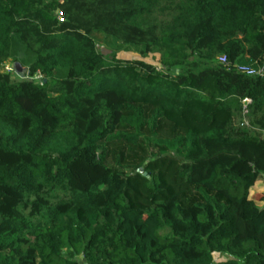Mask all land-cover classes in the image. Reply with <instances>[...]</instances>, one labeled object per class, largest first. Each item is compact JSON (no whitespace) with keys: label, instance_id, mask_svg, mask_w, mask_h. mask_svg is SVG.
Wrapping results in <instances>:
<instances>
[{"label":"trees","instance_id":"obj_1","mask_svg":"<svg viewBox=\"0 0 264 264\" xmlns=\"http://www.w3.org/2000/svg\"><path fill=\"white\" fill-rule=\"evenodd\" d=\"M242 58L264 61V0H0V264H264V75Z\"/></svg>","mask_w":264,"mask_h":264},{"label":"rangeland","instance_id":"obj_2","mask_svg":"<svg viewBox=\"0 0 264 264\" xmlns=\"http://www.w3.org/2000/svg\"><path fill=\"white\" fill-rule=\"evenodd\" d=\"M165 6L159 5L154 13V16L160 15L163 16L162 13H166L167 10L164 9ZM95 42L97 49L104 56H116L121 59H129V60H141L147 63L154 65L157 69H162L161 64H159V55L157 53H149L146 56H142L139 50L132 46H118L115 42H113L110 38H105L102 35H95ZM21 56H19V60H21ZM218 60L222 62L219 58ZM6 65L11 69V77L14 79H31L29 76V72L27 67L22 65L19 61L6 62ZM237 66H251L245 58H242L238 61ZM4 70V69H3ZM177 68L173 69V72H176ZM36 80L37 78H32ZM42 79V78H41ZM38 78V80H41ZM251 196L256 200V204L258 206H263L264 204V180H258L255 182L253 187L250 190ZM237 226L240 232L245 235L248 232V226L243 221H237ZM79 264H85L82 257L75 258Z\"/></svg>","mask_w":264,"mask_h":264},{"label":"built area","instance_id":"obj_3","mask_svg":"<svg viewBox=\"0 0 264 264\" xmlns=\"http://www.w3.org/2000/svg\"><path fill=\"white\" fill-rule=\"evenodd\" d=\"M57 18L60 21L63 19V16H62L61 12L57 13ZM218 58L222 61V63L226 62V58L224 56H219ZM3 69L6 72H11V69L9 68V66L6 65V63L3 65ZM238 69L240 71H242V72H245L248 75H264V61H263V63L260 66H257V67L238 66ZM33 77L37 78L36 80H38V78L39 79L42 78L41 74L38 73V72L34 76H32L30 78L32 79Z\"/></svg>","mask_w":264,"mask_h":264},{"label":"crops","instance_id":"obj_4","mask_svg":"<svg viewBox=\"0 0 264 264\" xmlns=\"http://www.w3.org/2000/svg\"><path fill=\"white\" fill-rule=\"evenodd\" d=\"M257 33L255 30H249L248 32H246V36L249 38V39H254L256 37ZM256 200V199H255ZM264 205V204H263Z\"/></svg>","mask_w":264,"mask_h":264}]
</instances>
